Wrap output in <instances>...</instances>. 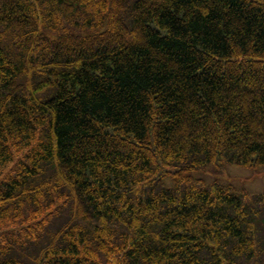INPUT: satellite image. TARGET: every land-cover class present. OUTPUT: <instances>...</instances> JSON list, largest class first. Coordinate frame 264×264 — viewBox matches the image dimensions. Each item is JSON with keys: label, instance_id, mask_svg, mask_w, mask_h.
Instances as JSON below:
<instances>
[{"label": "trees", "instance_id": "obj_1", "mask_svg": "<svg viewBox=\"0 0 264 264\" xmlns=\"http://www.w3.org/2000/svg\"><path fill=\"white\" fill-rule=\"evenodd\" d=\"M264 0H0V264H264Z\"/></svg>", "mask_w": 264, "mask_h": 264}, {"label": "rangeland", "instance_id": "obj_2", "mask_svg": "<svg viewBox=\"0 0 264 264\" xmlns=\"http://www.w3.org/2000/svg\"><path fill=\"white\" fill-rule=\"evenodd\" d=\"M215 176L232 183L236 189H245L249 195L264 194V166L250 169L229 163L216 170Z\"/></svg>", "mask_w": 264, "mask_h": 264}]
</instances>
